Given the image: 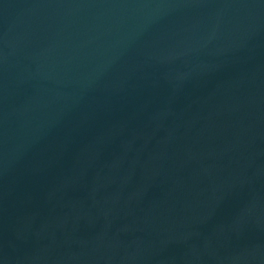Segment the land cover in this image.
Listing matches in <instances>:
<instances>
[{"label":"water","instance_id":"95a60500","mask_svg":"<svg viewBox=\"0 0 264 264\" xmlns=\"http://www.w3.org/2000/svg\"><path fill=\"white\" fill-rule=\"evenodd\" d=\"M0 264H264V0H0Z\"/></svg>","mask_w":264,"mask_h":264}]
</instances>
